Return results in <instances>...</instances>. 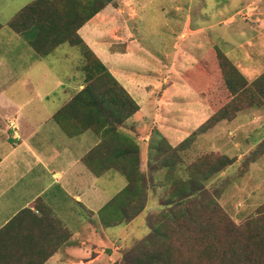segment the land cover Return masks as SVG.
<instances>
[{
  "label": "rangeland",
  "instance_id": "rangeland-1",
  "mask_svg": "<svg viewBox=\"0 0 264 264\" xmlns=\"http://www.w3.org/2000/svg\"><path fill=\"white\" fill-rule=\"evenodd\" d=\"M34 1L0 0V90H3V95L24 102L19 115H27L32 110V102L28 105L26 100L36 98L37 90L44 97L48 96L49 108H58L78 82L85 78L82 46L64 43L49 55L40 56L29 44V37L34 31L16 33L10 28L9 22L16 14ZM131 3L137 14L129 16L128 25L131 35L136 37L135 51L139 47L141 50L126 59L131 67L128 75L134 71L139 77H152L143 73L142 69L151 68L157 72L158 63L154 56L160 50L161 54L157 57L162 60V66L159 68L168 70L171 76L167 97L160 103L161 121L153 131V139L148 142L152 141L148 147L150 160L153 162L158 157L166 158L168 153H176L189 164L190 175L194 173L199 183L209 189L210 198L214 197L223 212L238 226L243 225L264 204V149L261 145L264 142V106L242 110L234 120L219 122L213 130L189 137L210 116L211 109L199 98L191 82L185 81V74L188 71L193 73V69L198 71L200 59L216 50L226 54L247 80L260 76L264 72V0H131ZM113 4L118 6L116 1ZM230 17H233V22L228 21ZM86 28L82 29V33ZM166 52L167 58H161ZM149 62L151 66L147 64ZM219 70L220 84L225 86ZM65 89L67 92H64ZM140 114L143 113L138 112L128 120L138 129L142 124ZM146 119L152 124L151 116ZM20 121L23 119L20 118ZM4 128L0 127V149L9 137ZM225 135L226 140L222 143ZM162 138L176 147L168 144L158 146ZM84 142L92 144L88 139ZM257 149H262V152L257 154ZM222 154L234 160L221 171H225L222 179L207 182L203 180V168L195 167L193 170V165L197 164L211 167L215 163L219 167ZM173 163L176 169L182 170L179 163ZM178 175L181 176V172ZM159 177L163 174L160 173ZM126 185L124 175L109 170L99 177V203L102 204L108 196L114 197ZM170 191L162 188L160 192L168 196ZM161 201L162 198L159 200L158 196L151 194L145 210L128 228L123 222L107 225L102 222L103 217L100 221L95 215L85 213L87 216L83 220L90 222L86 237L91 241L78 245L68 253L76 256L86 251L88 254L82 255V264H120L126 254L148 235L149 225L162 219ZM203 201L209 208L207 204L210 201L206 195ZM70 203H73L78 215L79 205L67 196L61 206L64 218L70 217ZM105 215L108 212L105 211ZM70 222L72 229H77L76 216ZM79 234L74 233V238ZM105 236L108 239L105 240ZM62 251L60 254H63ZM195 253L200 254L201 249L181 245L177 251L178 260L198 262L199 257Z\"/></svg>",
  "mask_w": 264,
  "mask_h": 264
},
{
  "label": "trees",
  "instance_id": "trees-1",
  "mask_svg": "<svg viewBox=\"0 0 264 264\" xmlns=\"http://www.w3.org/2000/svg\"><path fill=\"white\" fill-rule=\"evenodd\" d=\"M112 2L115 0H35L19 11L9 26L16 33L34 31L29 44L42 56L64 43L83 47L84 87L55 113L54 119L70 136L88 129L95 131L100 142L83 161L97 176L116 170L127 179V185L100 209L104 222L130 223L146 208L151 194L162 198L159 203L162 219L149 225L148 235L120 264H264V204L238 226L214 197L210 198L209 189L199 183L194 173L190 175L189 164L176 153L167 152L166 158L158 157L149 163L147 171L142 169L140 147L122 131L126 120L140 107L78 32ZM211 53L200 61L198 71L189 72L188 76L194 89L214 106L215 112L189 137L207 132L222 120L233 119L242 110L264 106V72L249 81L225 54L216 50ZM218 70L225 86L220 84ZM261 145L264 149V142ZM261 152L262 149L256 150L257 154ZM233 161L220 155L219 167L215 163L211 167L197 164L193 170L203 168V180L217 181L221 171ZM173 162L179 163L182 170L176 169ZM162 188L171 189L168 196L160 192ZM205 195L210 201L209 208L203 201ZM181 245L200 248L201 253H195L199 261L178 260Z\"/></svg>",
  "mask_w": 264,
  "mask_h": 264
},
{
  "label": "crops",
  "instance_id": "crops-1",
  "mask_svg": "<svg viewBox=\"0 0 264 264\" xmlns=\"http://www.w3.org/2000/svg\"><path fill=\"white\" fill-rule=\"evenodd\" d=\"M115 1L118 6L113 2L109 3L78 32L85 44L133 96L140 107L138 112L143 113L140 114L142 124L139 129L128 123L132 115L126 120V128H122V131L129 134L140 147L142 169L147 171L148 164L152 163L151 153L148 156V147L152 141L149 144L148 142L153 139V131L155 132L161 121L160 103L167 97L171 76L168 70L159 68L162 66V60L159 61L160 57H157V54H161L160 50L154 56L158 63L157 72L151 68L142 69L143 73H149L152 77L145 75L142 78L134 71L128 75V69L131 67L126 63V59L135 56L134 54L141 50L139 47L135 51L136 37L131 35L128 25L129 16L136 15L137 12L131 0ZM228 21L233 22V17ZM86 26L85 33H82ZM167 56L166 52L161 58ZM147 64L150 65L151 62ZM133 70L139 72L138 68L133 67ZM189 72L185 74V81L190 83ZM201 76L203 78L204 74L201 73ZM84 82V80L78 82L64 104L58 108H49L48 96L44 97L37 90L36 98L26 100L28 105L29 102L33 105L27 115H19L21 107L24 106L21 103L24 102L3 95V90H0V127L5 126L4 130L9 135L0 149V264H82V255L88 254L85 251L74 256L68 251L91 241L86 237L90 222L83 220L87 216L85 213L93 214L102 221V216L99 217L100 209L113 198L108 196L102 204L99 203L100 176L83 161V157L100 142V137L91 129L70 136L54 119L55 113L84 87ZM198 96L211 109L210 116L203 122L205 123L214 114L215 108L199 93ZM147 116L153 119L152 124L146 119ZM20 118L23 119L22 122ZM218 124L219 122L211 130ZM218 133L221 131L218 130ZM164 138L160 140L158 146L168 144L176 147L163 141ZM85 139L92 144L85 143ZM225 140L226 135L222 143ZM223 174L225 171L217 178L222 179ZM67 196L72 197L74 203L79 205V210L77 215L73 203H70L68 205L71 209L70 217L64 218L61 206L67 200ZM73 216H76L75 230L72 229L70 222ZM130 223H125L126 228ZM83 229L85 231L81 234ZM76 232L80 234L74 238ZM106 239L108 236H105ZM61 251L64 255L60 254Z\"/></svg>",
  "mask_w": 264,
  "mask_h": 264
}]
</instances>
